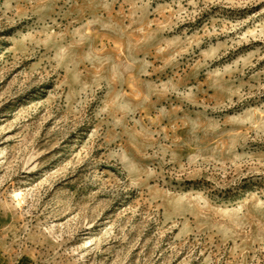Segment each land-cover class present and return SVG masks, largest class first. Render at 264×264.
I'll return each instance as SVG.
<instances>
[{
	"label": "rangeland",
	"instance_id": "1",
	"mask_svg": "<svg viewBox=\"0 0 264 264\" xmlns=\"http://www.w3.org/2000/svg\"><path fill=\"white\" fill-rule=\"evenodd\" d=\"M1 264H264V0H0Z\"/></svg>",
	"mask_w": 264,
	"mask_h": 264
},
{
	"label": "crops",
	"instance_id": "2",
	"mask_svg": "<svg viewBox=\"0 0 264 264\" xmlns=\"http://www.w3.org/2000/svg\"><path fill=\"white\" fill-rule=\"evenodd\" d=\"M1 264V263H0Z\"/></svg>",
	"mask_w": 264,
	"mask_h": 264
}]
</instances>
